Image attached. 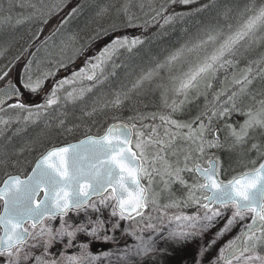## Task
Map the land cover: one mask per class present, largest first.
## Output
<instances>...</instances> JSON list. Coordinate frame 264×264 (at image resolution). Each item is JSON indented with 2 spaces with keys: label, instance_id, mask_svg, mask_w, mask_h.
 <instances>
[{
  "label": "snow or ice",
  "instance_id": "6c2138e0",
  "mask_svg": "<svg viewBox=\"0 0 264 264\" xmlns=\"http://www.w3.org/2000/svg\"><path fill=\"white\" fill-rule=\"evenodd\" d=\"M177 2L189 5L195 0H167L159 5L155 0H123L118 7H112L119 16L124 17L126 26L135 27L141 16L145 18L144 25H147L158 22V18H162L164 24H169L177 17L189 15L190 13H176L175 16H163L169 4ZM17 7L32 11L27 15L21 11L14 17L12 12ZM208 7V4L204 5V8ZM3 11L0 9V12ZM77 11L73 9L74 13ZM108 11L107 7L103 8L98 15ZM47 14L50 15L51 12ZM42 16H45L42 0L40 4L33 0H9L6 13L0 17V26L11 24L13 20L18 25ZM238 17L235 24L209 25L194 42L185 43L175 49L162 63L157 64L156 69L139 77L126 91L115 92L103 104L105 108H120L131 98L133 92L158 75V69L166 68L170 73V86L161 85L164 89L162 98L164 107L170 111L166 114L152 113L150 117L141 114L131 118L155 120L159 116V126L144 125L150 129L146 133L137 129L135 123L111 124L103 135H87L78 143L51 148L39 158L27 179L12 176L4 182V187L0 189V199L4 201V214L0 216V228L3 229V235L0 236V256L8 257L7 264H28L29 261H34V264H65V261L67 264H92L98 257L91 256L86 244L81 245L82 251L79 255L60 254L59 259L53 258L49 249L58 237L63 239L67 236L71 240L77 232H87L84 224L69 230L72 225H68L63 218L70 212L79 213L89 207L99 212L97 200L99 205L105 207L111 201V215L129 221L136 217L143 218L150 205L153 211L179 208L181 203L198 205L204 210L202 216L180 214L171 218L186 222L180 230L169 233V239L177 241L187 240L207 231L214 226L213 222L217 217L223 215L221 208H231V217L218 236H223L237 222L249 217L251 222L244 224L239 235L221 249L219 261L222 264H264V143L250 142L255 141L253 133L264 135V89L258 93L260 99H257V93L250 90L257 78L264 81V4L257 6L255 0H252L238 12ZM224 19L228 20V12L224 13ZM107 32L108 29L102 32L97 30L92 39L106 35ZM76 40L75 35L70 36L67 41L62 42L60 51L74 45ZM142 42L139 38L130 39L127 36L113 40L95 57V63L89 60L86 67L74 72L71 78L61 80L48 97L46 105L40 107L58 104V92L65 85L72 86L65 99H82L86 92L104 83L110 74L114 75V71L109 73L107 68L110 64L113 69L116 67L113 57L120 49L131 51ZM39 51L37 48V52ZM74 51L79 54L83 47L75 48ZM251 55H255V58L249 59ZM36 59L33 55L27 62L24 77L20 81L23 88L33 93L52 75L49 69L42 67L45 63L43 60L37 61L33 66ZM241 61L245 64L243 68L238 67ZM57 63L63 64L62 61ZM177 68L179 74H172ZM229 69L236 71L231 72V79L227 74L224 76L220 90L213 92L212 99L209 100L208 90L213 87L212 82L218 78L217 74L221 70L228 73ZM8 75V71H4L0 80ZM83 81L91 84L87 87L75 86ZM169 92L183 99H173L169 103ZM19 94L20 88L8 80L6 86L0 88V106L5 100ZM201 96L204 97L205 104L193 120L173 118L174 114L182 113L186 104ZM221 97H226L223 104L220 103ZM244 97L253 101L246 110L240 107ZM9 107L25 109L22 103L11 104ZM2 110L0 107V111ZM232 113H238L245 119L238 128L225 124L231 138L229 149H239L242 157L255 152L257 157L248 161L252 165L250 169L225 181L220 178L219 159L215 156L209 157L206 153L208 149L225 146L213 128V118L230 117ZM34 115L38 117L40 113L29 110L26 119H31ZM204 117L207 118V123ZM9 122L0 120L5 125ZM160 128L163 129L162 132L159 131ZM150 149L154 151L150 153ZM169 156L175 159L170 160ZM201 159H204L207 167L202 166ZM185 172L198 174L199 178L189 184L182 175ZM157 176L163 185L160 191L151 187L154 177ZM144 179H147V185L142 182ZM173 183H179L188 189L187 199L183 202L170 199L169 202L161 204V193L166 191L171 195L170 186ZM41 192L42 200L38 199ZM163 215L166 216L167 213L163 212ZM57 217L62 220L58 230L45 225V220H54ZM146 220L145 228H155L152 216H147ZM91 222L90 220L89 223ZM143 222V219L138 221ZM118 227L119 224L113 225V228ZM103 228L104 221L97 219L95 227L87 234L96 237ZM144 230L139 229L140 232ZM136 238L141 241L136 246L137 255L147 256L156 251L154 247L143 242L142 236ZM108 239L109 237H104V240ZM32 249H40L41 252L34 255ZM109 255L111 253H105V256Z\"/></svg>",
  "mask_w": 264,
  "mask_h": 264
},
{
  "label": "rangeland",
  "instance_id": "374dc122",
  "mask_svg": "<svg viewBox=\"0 0 264 264\" xmlns=\"http://www.w3.org/2000/svg\"><path fill=\"white\" fill-rule=\"evenodd\" d=\"M57 1V0H56ZM65 0L58 3L57 6H55L54 10L51 11V14L47 16L48 20L46 22V26L43 30V38H45L48 35H53L55 30L59 27V24L63 23L65 21L68 12L67 9H63L62 6L64 5ZM212 2V0H209ZM101 4L103 6H106L109 0H101ZM156 2V1H155ZM252 0H224V2L221 4L224 9H220L218 11L216 9V17H208L204 21L201 19V16H199L197 13L198 11L192 10L190 12V16L188 18L189 24L187 27L181 28L175 33L182 32V35L188 36L187 40L188 42H192L194 39H197L200 35H202V32L205 28H207L209 25H224L225 22H229L233 15H236L240 10L243 9V7L246 4H250ZM157 4H160L156 2ZM256 5L258 6L261 4V0H255ZM221 8V7H220ZM95 11L96 7L91 6L89 11ZM231 10V11H229ZM228 12V20L224 19V13ZM139 14V13H138ZM166 14V12L163 13V15ZM142 17V16H141ZM145 18L142 17L141 20H144ZM161 18H158V20ZM175 22V20H174ZM172 23L173 26L177 23ZM176 26V25H175ZM174 26V27H175ZM131 29H136L137 27H129ZM188 32H183V31ZM165 33H160V37L167 36ZM132 39L138 38V36L132 35ZM180 36V35H178ZM177 36V37H178ZM122 38V37H119ZM173 38H176V35H173ZM56 38L53 39V43ZM115 38L112 40H109V42H102L97 46L95 49L88 51L87 54V61L89 60L95 63V57L103 51V49L107 46H109ZM179 43V46H177L175 49L179 48L180 46L184 45L185 43ZM52 44V43H51ZM153 42L150 43H143L141 44L137 49L136 53H139L140 55L142 53H149L153 52L155 49L151 47ZM157 44V43H156ZM50 53L52 55L60 54L61 51L58 49L57 45L54 44L50 47ZM124 51L125 49H121L120 51ZM175 51L174 49L168 51L165 58L171 53ZM257 51H260L258 49ZM29 58L26 60L25 63L15 66L10 69L9 75L4 78V80H0V88H3L6 86V82L8 80H11L12 83L16 84L18 88H20L22 98L17 100H11L3 107V110L0 111V120H9L10 122L5 125L3 123H0V141L3 138V136L10 131L13 127H16V125L21 124L22 126L17 128L16 135L14 138H18V135H26L27 137L23 138L22 140L18 141L15 140L12 144H8L5 147H3V150L0 149L1 157H0V165L5 164L8 160L17 158L22 156V154H19V146H29L31 145V152H36L44 149L50 142L57 139V137L52 136L50 134H47L44 139L39 140L37 138V134L40 130H44L48 125H51L52 118L59 115L61 112V103H58L56 105L47 106L44 108H41L40 106L46 105V101L48 97L51 95L53 89L56 87V85L61 81L65 79H69L72 77L74 72L80 71L84 67H86V62L82 66L80 65L79 69L75 71H69L67 73H58L56 78H50L48 77L43 85L40 87V89L37 92H31L28 89L23 88L22 83L20 81L24 77V68L27 65V62L29 61ZM139 58H145L143 56H139ZM165 58L158 59L155 58L154 54L149 55L148 58L144 59L148 65L151 66L150 68L156 69V66L158 63H162ZM255 55L249 56V59H254ZM36 62L33 61V66H35ZM241 65L245 66L244 61H241ZM239 67V66H238ZM178 69V68H177ZM165 69H158L157 72H162ZM175 70V69H174ZM176 71V70H175ZM230 71V69H229ZM225 73L223 70H221L220 76L223 77L227 74L229 76V79H231V74ZM141 72V71H140ZM143 72V71H142ZM139 75V74H138ZM137 75V76H138ZM163 77L158 74L155 75L151 81V83L145 84V87H143L140 92L138 93L137 99L139 101H145L146 99L154 96V94L158 91V88L160 87L161 83L163 82ZM223 81V80H222ZM212 82L213 87L208 90V99H212V93L217 92L220 90L222 84L221 82ZM167 83L170 84L169 80ZM76 86V85H75ZM170 86V85H169ZM72 86L65 85L63 89H61L58 92V96L60 97V100L62 98H65L67 93L63 96L62 92L64 91H70ZM261 89H264V83L263 81L259 80V82H254L253 86L251 87V91L255 93H259ZM89 93V92H88ZM87 93V95H88ZM86 94V93H85ZM84 94V95H85ZM174 95V94H173ZM85 98V97H83ZM82 98V99H83ZM245 98V97H244ZM249 98V97H247ZM181 100L183 97L180 96H173L171 100ZM226 97H221L220 103L223 104ZM169 100V103L171 102ZM201 102H204V97H200ZM194 101V100H193ZM76 101L70 100L71 104L76 103ZM94 103L96 101H93ZM22 103L25 105V109H13L9 107L11 104H19ZM163 104V100H162ZM227 106V105H225ZM89 107V105H88ZM204 107V105H203ZM87 108V107H86ZM146 109V108H145ZM31 110L32 112H39L40 115L33 116L31 119H26L28 117V111ZM165 110L164 105L163 106H156V109H153L152 112L145 114L144 116L150 117L152 113H158L163 114L162 111ZM203 110V109H202ZM194 111V109H193ZM188 111L186 110L183 114V117H187ZM138 117V116H135ZM215 120V118H213ZM243 116H238L236 118V124H242L244 122ZM149 120V121H147ZM44 122V125H42V128L44 129H36L32 128V126H36L39 123ZM131 124L135 123L137 129H142L146 133L150 131L149 128L144 127V125H152V126H159L161 124V121L159 120V116L155 120L148 118L143 120H137V121H130ZM235 124V125H236ZM28 126V127H26ZM49 128V126H48ZM47 128V129H48ZM52 128H49L47 131L50 132ZM39 130V131H38ZM159 131H163L162 128L159 129ZM30 133V134H29ZM35 133V134H34ZM40 133V132H39ZM29 136L31 137H28ZM35 135V136H34ZM222 135H224L222 133ZM255 137V141L250 142H261L264 143V135H261L259 132L253 133ZM34 136V137H33ZM225 138V137H224ZM26 142L29 144H26ZM30 147V146H29ZM209 152L213 151L215 149H208ZM151 151L154 150H149ZM26 152V151H25ZM209 153L206 155L208 156ZM32 157H29L28 161L23 164V166H27L32 162ZM203 164L202 166H205ZM159 167V165H157ZM4 168L0 170V177H2L4 173ZM24 172H22L20 175L22 176ZM25 176V175H23ZM1 181V178H0ZM145 184L147 185V179L143 180ZM161 184V181L159 177H154V183L152 184V188L157 191ZM187 192L188 189L185 191V197L187 199ZM169 194L168 192H164L162 203H167ZM111 204L112 202H109V206L105 207L98 204L97 200V206L100 208L99 212L93 211L90 207L86 210H81L79 213L73 211L68 214L67 217L63 218V221H66L68 225H72V228L69 230H73L75 227H78L79 224H84L87 228V232H77L74 239H69V237L65 236L67 240L63 241L59 237L53 242L52 247L49 249V252L53 258L59 259L60 254H63L64 256H77L81 253V245L86 244L88 245L87 251L91 253V256L98 257L95 261H92V264H111L105 262L106 259L110 258L111 256L115 254H120V257H123L124 261L120 262V264H222V261H219V254L222 248H224L229 241L235 239L236 236L239 235V233L243 230V226L246 223L251 222V218L244 221L237 222L228 232H226L223 236H218V233L221 229L224 228L225 224L227 223V220L231 217V208H221V212L223 215L221 217H217V219L213 222L214 226L209 228L207 231L203 232L202 234L198 236L191 237L187 240H181V241H175L170 245H167L164 242H160L159 240L156 241V244L150 247H154L156 251L149 253V255H137V248L136 246L141 244V241L138 240L137 236L143 237V242L149 244L148 239L151 238H159V239H167L169 240V233L172 231H178L181 227L174 228L176 225H183L184 221H178L175 219H171L172 217L176 215H187V216H194V215H203L204 210L199 208V210L193 212V213H184V212H177L173 211L171 209H164L163 211H153L152 206L150 205L148 208L147 215L143 218V223L136 222H129L128 220H121L118 216H112L111 215ZM192 204V203H190ZM195 205V204H192ZM199 207L198 205H196ZM3 203L0 201V214L2 212ZM107 211V212H106ZM84 212V214H88L84 217L82 220H75L77 216L81 215ZM106 212V213H105ZM163 212H166L167 215H163ZM105 213V214H104ZM152 216V224L155 225V228L148 229L145 228V224L147 223L146 217ZM159 218V219H158ZM97 219L104 221V228L98 233L96 237L90 236L87 233L91 232V230L95 227V221ZM92 221L89 223V221ZM142 220V219H141ZM45 225L52 227L54 230H58L60 227V224L62 223V220L60 217L55 218L54 220H46ZM114 224H119L118 228H113ZM30 228V226H29ZM144 228L145 230L143 232H140L139 229ZM31 230V229H30ZM38 230V229H37ZM135 232L136 234L133 235L132 233ZM0 236H1V229H0ZM109 237L108 240H104V237ZM64 238V237H63ZM214 241V242H213ZM31 243V241H30ZM71 246H67V245ZM103 249V250H102ZM127 249V251H125ZM32 252L34 255H39L41 250L40 249H32ZM105 253H111L109 256H105ZM202 253V254H201ZM133 255H136L132 258ZM168 259V261L166 260ZM8 257L1 256L0 257V264H7ZM28 264H34V261H29ZM65 264L67 262L65 261Z\"/></svg>",
  "mask_w": 264,
  "mask_h": 264
},
{
  "label": "bare ground",
  "instance_id": "6f19581e",
  "mask_svg": "<svg viewBox=\"0 0 264 264\" xmlns=\"http://www.w3.org/2000/svg\"><path fill=\"white\" fill-rule=\"evenodd\" d=\"M62 1L63 0H57V1L56 0H42V5L44 6L45 16L34 17V18L26 20L23 23L18 24V25L15 24V20H13L11 24L0 26V38H3L4 35H9L6 32V28H11L14 32L24 30L23 33H25L26 35H33L34 29H35L34 26H39L40 23L43 21V19L48 15L47 13L49 11L50 12L53 11L55 6H57V4L62 2ZM93 1L94 0H90L88 2L91 3ZM155 1L158 3H166L167 2V0H155ZM202 1H204L203 5H201V3H200ZM5 2H6V4H9V0H5ZM33 2L40 4L41 0H33ZM223 2H224V0H212V2L209 0H195L194 3L189 4V5H184V4H181L179 2H177L176 4H169L168 8L172 9V8H174V6H176L177 8H181V9L186 8L185 10H189V9L196 10L198 8L202 9L201 11H198L197 14L199 16H201V19L204 21L208 17H212V16L216 17V9L218 11H220V9H224V8H222L223 6L221 5ZM121 3H123V0H119L117 2L115 1V5L117 7ZM205 4H208L209 7L204 8ZM261 4H264V0H261ZM113 5H114V2H113ZM157 5H159V4H157ZM112 8L113 7H111V9ZM113 9H115V8H113ZM21 11H23L25 13V15H27V13L31 12L32 10L31 9H23L22 10V9L17 7L16 9L13 10L12 15L15 17ZM133 11L138 12L137 9H133ZM0 13L2 14V12H0ZM163 16H167V15L164 14ZM189 16H190V14L185 15L183 18L177 17L175 19V22L173 21L174 23H177V24H175L176 28L169 31L167 34H165L167 36L160 37V35H155L156 36V40L154 41L155 43L150 45V46L153 48L156 47V49H155L156 51L149 52V53H142L140 55L139 54L140 52L136 53V51H128L127 49H125L124 51L123 50L120 51L121 50L120 49L118 51V53L113 57V62L115 63L116 67L113 69L111 67V64H110L107 68V71L109 73H112L114 71V75L110 74L108 76V79L105 80L104 83L93 87L92 91H90L89 93L86 92V94L83 96L85 98L78 99L77 102L74 104L70 103V99L62 98L59 101V103H61V110H60L61 113L59 115H57L56 117L52 118V120L50 122L51 125H48L49 128H52V130H53V127H55V126L57 128L64 127L65 125H67L70 122H72L74 124V126H76L78 123L82 122V120H84V118H86L88 121H90V124L88 125V131L90 133H96V132L101 131L104 127H107V126L109 127L111 124H114V123L115 124H121V123L131 124L130 121L132 122V121L139 120V119L133 120V119H131L132 117L139 116L141 114L142 115L147 114V109H143L144 111L140 110L145 105L144 106L140 105V107L138 106L136 108L135 102L139 101L137 99V97H138V93L140 92V90L143 87H145V84L151 83L152 80L150 82H145L144 86L141 89L133 92L131 94V98L129 100L125 101V103L120 108H112L111 106L105 108V107H103V104L107 100L111 99L115 92L121 91V90L126 91L127 89L131 88L132 84L139 77H141L142 75H144L148 71L152 70V68H150L151 66L148 65L149 63H147L144 60V59L148 58L149 55L154 54V56H155V58H157V60L160 58L163 59V58H165L168 51H170L172 49L175 50V48L177 46H179V43L181 44V43L186 42V39L188 36L182 35V32L175 33V31L188 26ZM238 18L239 17H238V13H237L236 15H233L231 20L229 22L227 21V23L235 24L237 22ZM141 19H142V17H141ZM141 19L138 22L143 21ZM119 21H121V23L125 24V19L123 16H120ZM158 21H163V19L161 18ZM225 24H226V22H225ZM97 30H100L101 32L103 31L102 27H100L97 24H93V23L89 24L87 27H85L82 24L81 25H79V24L70 25L68 29L63 30L60 33V35L55 39L54 44L57 45L58 49H61L63 47L62 42L67 41L68 38L72 35H75L77 37L75 44L69 46L68 48L64 49L63 52H61L60 54H56V55H52L50 53L51 50H49V51L45 52L41 57H39V56L36 57L37 59L34 60V62L37 63V61H41V60L45 61V63L42 65V67L47 68L50 71L57 69V67L59 65V63H57V62H59V61H62L64 64L69 63V62H72V63L79 62V65L77 67H79L80 65L82 66L84 64V62H86L88 59L87 58L88 52L83 50L81 53L76 54L74 49L80 48L86 44H89L92 37L96 36ZM183 32H188V31L185 30ZM133 33H134L133 31H129L130 35H133ZM173 35H176V38H173ZM178 35H180V36H178ZM79 39H80V41H79ZM2 54H4L3 57L1 56ZM2 54L0 53V64L2 66L6 67L8 64L10 55H8V53L7 54L2 53ZM139 56H143L145 58H139ZM47 61H53V62H47ZM77 67L70 68L69 71L73 72L74 69H76ZM241 68H243V67H241ZM175 70H173L172 74H179V68L175 69ZM233 71H236V69H231L229 72H233ZM158 74H160L163 77V79H162L163 82L161 83V85L169 86L170 84L167 83V81L169 80V76H170L169 71L163 70L162 72L161 71L158 72ZM217 75H218V78L215 81H213V83L214 82H220L223 80V77L220 76V74H217ZM259 80L260 79L257 78V80L254 82H259ZM263 83H264V81H263ZM90 84H91V82H89V81H83L82 84L78 82L76 87H87ZM161 85L158 88L159 92H156L154 94V96H152L153 99L155 100V104L158 106L164 105V104H162V100H163L162 93H163L164 89L161 87ZM67 92L68 91L62 92V95L64 96ZM87 93H88V95H87ZM173 96L174 95L171 92H169V94H168L169 100H171L173 98ZM260 98L261 97L259 96V94H257V99H260ZM93 101H96V102L94 103ZM251 103H253V101H251L250 98L245 97V98H243V101L240 104V107L244 108L246 110L247 106ZM88 105H89V107H88ZM203 105L204 104L201 102L200 98L196 99L192 103L186 104L183 108L182 113L174 114L173 118L174 119H180L182 121H191L197 115L200 114V112L203 109ZM193 109H194V111H193ZM186 110L188 111V115H187V117H183V114L185 113ZM169 111H170V109L165 108V110H163L162 113L166 114ZM238 116H241V115H239L238 113H232L230 117H226V118L222 117L220 119L215 118V120L213 119V121H212L213 128L216 129V134H218L221 137L222 142L223 143L226 142V144L228 146L231 142V138L228 135V130L225 127V124L226 123L232 124L233 126L238 128L240 124L237 125L235 123L236 118ZM244 119H245V117H244ZM147 121H149V120H147ZM204 121H205V123H207L206 117H204ZM42 125H44V122H41L36 126H32V128L44 129V128H42ZM21 126H22L21 124L16 125V127H13L12 129H10V131H8L3 136V138L0 141V149L3 150V147H5L8 144H12L17 139L25 138V135H21V136L18 135V138H14L16 136L14 134L17 133L16 132L17 128H19ZM26 127H28V126H26ZM41 131L42 130H40L39 132H41ZM104 132L101 131L100 134H98V135H103ZM222 133L224 135H222ZM29 134H28V136H29ZM69 135H71V136H69L65 139L76 138V136L79 135L78 130L71 131V134H69ZM92 136H95V134ZM29 137H31V136H29ZM84 138H82V139H84ZM209 138H212V137H209ZM82 139H80V140H82ZM80 140H78L76 142L69 143V144L77 143ZM66 145H68V144H66ZM66 145H62V146H66ZM62 146H59V147H62ZM19 148H20V146H19ZM211 152L212 151L209 152V150H207V153H209L208 154L209 157L213 156V154H211ZM236 152L239 153L240 150L239 149L230 150L231 157L235 158ZM0 154H1V152H0ZM252 154H253L252 155L253 158L256 159L257 154L255 152ZM248 155H250V153H248ZM171 158H173V160L175 159V157H171ZM245 158L246 159L247 158L252 159L250 156H244L242 159L246 160ZM14 159L15 158H13V160ZM16 161H17V158H16ZM16 161H15V163H16ZM200 162L202 165L205 164L204 159H202ZM15 163L12 164L11 166L15 167ZM258 163H259V161H258ZM249 165H251V164H249ZM31 166H32V164H28L27 166H22L21 171L26 172L30 169ZM203 167H207V164ZM219 171H220V178L222 180H224L221 176V166H220ZM4 173H6V172H4ZM233 173H234V171H231V172L228 171L227 176L229 177ZM191 174H193L196 179L199 178L197 174H195V173H191ZM159 179H160V177H159ZM225 181H227V180H225ZM189 182L192 183L193 182L192 179H189ZM171 191L172 192H171L170 197L176 196V195L181 193V190H179L177 188L171 189ZM197 210H199V207H197L196 211ZM86 215H88V214H84V212H83L81 215L77 216V218H75V220H82V219H84V217ZM177 227L179 228V227H181V225L174 226V228H177ZM62 240L65 241V240H67V238L64 237ZM157 240H159L160 242H164L167 245H170L173 242L177 241V240H172V239L168 240V238L167 239H163V238L159 239V238H151L150 237L148 239L149 246L155 245ZM134 256H136V255H133L132 258ZM123 259H124L123 257H120V254H115V255L111 256L110 258L106 259L105 262L111 263V264H120V262L124 261ZM166 260L168 261V259H166Z\"/></svg>",
  "mask_w": 264,
  "mask_h": 264
},
{
  "label": "trees",
  "instance_id": "16d2710c",
  "mask_svg": "<svg viewBox=\"0 0 264 264\" xmlns=\"http://www.w3.org/2000/svg\"><path fill=\"white\" fill-rule=\"evenodd\" d=\"M88 1H90V0H65L62 8L67 9L68 15L65 19V21H67V23H65V21H63V23L59 24V27L55 30L53 35H48L45 38H43L42 33H43V30L46 26V22L48 20V18H47L48 15L43 19V21L40 23L39 26H34L35 29H34L33 35H26L25 33H23L24 30L14 32L11 28H6V32L9 35H4L3 38H0V53L1 54L2 53H5V54L8 53V55H10V57H9V61H8V64L6 67H4L0 64V75H2L4 71H8V73H9L11 68L25 63L26 60L28 59V57H30L29 60L32 59L33 55H35L36 57H38V56L41 57L45 52L49 51L50 47L55 43V42L53 43V39L57 38L63 30L68 29L69 26L72 24H79V25L82 24L85 27H87L89 24L93 23V24H97L100 27H102L103 30L108 29V32L106 35L102 34L96 39H91L89 44H86L83 46V50L87 51V52L89 50L95 49L102 42H109V40H112L113 38L117 39L119 37L127 36L130 39H132L133 36L129 34V31H133L134 32L133 35H135L138 30H142V33L139 34V36H138V38L141 41H143L141 44L150 43V42H153V44H154L155 43L154 41L156 40L155 35H159L160 33H165V32L167 34L169 31L176 28L175 25H174L175 27L173 26V24H172L173 22L169 23V24H164V21H158V22H151L147 25H144L143 21H141V22H137V26H136L137 28L136 29H131L128 26H126V24L121 23V21H119L120 16L118 14H116L117 13L116 10L113 8L111 9V7H112L111 5H113V2L115 5V1L117 2L119 0H109V2L107 3L106 6H103L101 4L102 3L101 0H94L91 3H89ZM200 3H201V5H203L204 1H202ZM259 5H261V4H259ZM7 6H8V4H6L5 0H0V9L4 10L2 12V14L0 13V17H2L6 13L7 8H8ZM91 6L96 7V10L93 12L90 10L88 13V9H90ZM106 7L109 9V11L107 13L102 14V15H98V13H100L101 9L106 8ZM73 9H77L78 11L74 13ZM185 9L186 8H184V9L177 8L176 6H174V8H172V9L167 8L166 15L167 16L168 15L175 16L176 13H190V12H192V9H189V10H185ZM113 26H115V27H113ZM195 40L196 39H194L192 42H194ZM45 41H47V43H45ZM79 41H80V39H79ZM186 42H188L187 39H186ZM141 44H138L131 51H136V49ZM37 48L40 49L39 52H37ZM25 49H27V51H25ZM154 49H156V47ZM154 51H156V50H154ZM3 55L4 54H2L1 56L3 57ZM17 57H19V59H17ZM78 65H79V62H75V63L69 62L66 64L63 63L62 65L59 64L56 70L51 71L52 75H50L49 77L50 78H56L58 73H60V72L61 73H67V72H69L70 68H75ZM85 65H87V62ZM238 66H239V68L244 67L243 65H241V62ZM83 67L84 66H82V68ZM77 69H79V67L74 69V71ZM229 74H231V72H229ZM202 103H204V102H202ZM135 104H136V108L138 106L140 107V105H142V106L145 105L140 110L142 111L143 109L146 108L147 113L152 112L153 109H156V106H157L155 104V100L153 99V97H150V98L146 99L145 101H136ZM89 124H90V121H88L86 118H84V120H82V122L78 123L76 126H74V124L72 122H70L67 125H65L64 127L57 128L55 126V127H53V130L51 129L50 132L47 131L49 128L46 127L40 133H37V134H39V135H37V138H39V140H41V139H44V137H46L47 134H50L52 136L57 137V139L50 142L43 150H40V151L38 150L36 152H31V149H32L31 145H29L26 142V144H28L30 147L29 146H21L18 149L19 153H21L22 156L17 157V161H16V158L14 160L10 159L5 164L0 165V170L5 167L4 172H6V173H3L0 183H2V181L7 176L20 175L22 173L21 168H22L23 164L26 163V161H28L29 157H32L33 161L30 164L33 165L35 163V161L43 153H45L49 149H51L53 147H59L62 145H66V144H69L72 142H76V141L86 137L87 135H94L95 134V136H99L98 134H100L101 131L104 132L106 130V128L108 127V126L104 127L99 132L90 133L88 131V125ZM74 130H78L79 135H77L76 138L65 139V138L71 136L69 134H71V131H74ZM25 137H26V135H25ZM20 139H18V141H20ZM224 145L225 146L223 148L216 149V150L211 152V154H213V156L217 157L220 161L221 176L224 180H229L233 176L239 175L241 172L246 171L252 167L251 165H249L250 164L248 162L250 160L249 158H247V159L245 158L246 160L242 159L244 156L242 157L238 152H236L235 158L231 157L229 146L226 144V142H224ZM252 153H254V152H252ZM252 153L250 152V155H248V153H247L246 156H250L252 159H254L252 156L253 155ZM0 157H1V155H0ZM169 159L173 160V158H171V156H169ZM15 161H16V163H15ZM14 163H15V167L11 166ZM228 171H230V172L234 171V173L228 177L227 176ZM182 175L188 181L189 184H191V182H189V179H192L193 182L195 180H197L195 178V176L191 173L185 172ZM170 187H171V189L177 188V189L181 190V193L176 195V196H173V197H170V194L168 193L169 194L168 201L170 199L181 201V202L186 200V197H185V191L187 190L186 188H184L179 183H173V184H171ZM162 188H163V185L161 183L159 188L157 189V191H160ZM163 194H164V192L161 193V201H160L161 204H163L162 203ZM168 209H171V210L177 211V212L193 213L196 211L197 206L192 205L189 202L187 205H185L184 203H181V206L179 208H168Z\"/></svg>",
  "mask_w": 264,
  "mask_h": 264
},
{
  "label": "water",
  "instance_id": "95a60500",
  "mask_svg": "<svg viewBox=\"0 0 264 264\" xmlns=\"http://www.w3.org/2000/svg\"><path fill=\"white\" fill-rule=\"evenodd\" d=\"M14 84V83H13ZM17 86V85H16ZM14 99H21V92H20V94H19V96H13L11 99H7V100H5L4 101V103H3V105L2 106H0V107H3V106H5L8 102H10L11 100H14ZM78 143V142H77ZM74 144V143H73ZM67 146V145H66ZM63 147V146H62ZM36 165V164H35ZM34 168H35V166H34ZM33 168V169H34ZM32 173V172H31ZM31 173L29 174V176L31 175ZM198 175V174H197ZM28 178V177H27ZM27 178H25V179H27ZM20 179H22V178H20ZM25 179H22V180H25ZM6 181V180H5ZM4 187V183H3V185L1 186V188L0 189H2ZM41 197V200L43 199V192H41L40 194H39V197H38V199ZM95 199H97V198H94V200ZM0 201H2L3 202V210H2V213H1V215L0 216H2L3 214H4V201L2 200V199H0ZM146 211V210H145ZM138 218H140V217H136V219H138ZM136 219H134V220H136ZM131 221H133V220H131ZM1 230H2V235H3V229L1 228Z\"/></svg>",
  "mask_w": 264,
  "mask_h": 264
}]
</instances>
